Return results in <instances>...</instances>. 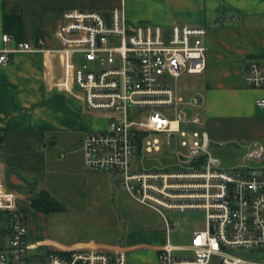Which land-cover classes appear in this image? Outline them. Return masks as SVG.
I'll list each match as a JSON object with an SVG mask.
<instances>
[{
	"label": "built area",
	"instance_id": "obj_1",
	"mask_svg": "<svg viewBox=\"0 0 264 264\" xmlns=\"http://www.w3.org/2000/svg\"><path fill=\"white\" fill-rule=\"evenodd\" d=\"M55 37L69 88L81 94L88 112L106 120L102 129L84 131V168L115 172L119 189L161 216L167 236L176 223L164 211L206 213L205 230L196 231L188 247L172 246L168 240L157 253V264H264V147H248L234 166L225 167L211 151L199 114L187 112L197 107V100H185L177 92L181 77L206 75V27L133 23L124 7L109 13L72 10L64 13ZM2 41L15 43L0 49L3 66L10 64V55L45 51L41 39L34 45L4 34ZM78 54L91 69L76 65ZM245 81L249 88L264 89V62L251 61ZM255 105L264 110V98ZM146 108L152 109L150 114L137 120ZM164 149L178 162L146 163V155ZM175 165L179 168L172 169ZM2 175L0 164V214L9 216L0 226V264H29L27 215ZM175 251L192 256L179 259ZM44 264L147 263L132 261L117 244L110 251L51 252Z\"/></svg>",
	"mask_w": 264,
	"mask_h": 264
},
{
	"label": "crops",
	"instance_id": "obj_2",
	"mask_svg": "<svg viewBox=\"0 0 264 264\" xmlns=\"http://www.w3.org/2000/svg\"><path fill=\"white\" fill-rule=\"evenodd\" d=\"M120 7H124L133 23L206 27V75L198 76L186 95L177 88L185 100H197V107L188 109V114H199L202 127L209 132L210 148L226 141L264 139V111H258L255 105L257 99L264 98V89L249 88L245 81L250 62H264V0H0V49L12 47L3 43L4 34L34 45L41 39L45 49L10 55V64H0L2 178L6 189L16 195L18 208L27 215L28 246L34 250L28 255L29 264H44L51 252L110 251L121 243L118 231L113 237L85 235L70 244L57 233L50 234L53 219L67 214L63 198L69 197V190L87 197L91 203L89 210L103 207L107 218L111 217L109 212L113 214L109 206L119 202L124 209L129 200L149 209L130 196L127 201L126 196L121 199L124 191L119 189L115 172H91L84 168L83 134L90 129L88 123L97 117L86 110L81 94L69 88L65 60L57 51L61 43L55 32L64 13H109ZM112 184L115 194L118 191L119 202L109 193ZM44 195L60 203L63 210L45 213L33 208L31 202ZM155 228L150 222L139 221L129 225V232L143 230L153 234L157 232ZM162 229L165 231V226ZM163 245L151 248L153 261L142 255L132 259L130 253L143 248H125L134 262L157 264V253Z\"/></svg>",
	"mask_w": 264,
	"mask_h": 264
},
{
	"label": "rangeland",
	"instance_id": "obj_3",
	"mask_svg": "<svg viewBox=\"0 0 264 264\" xmlns=\"http://www.w3.org/2000/svg\"><path fill=\"white\" fill-rule=\"evenodd\" d=\"M75 61L76 65L79 68H92V65L88 64L81 54L76 55ZM197 78L198 76L196 75H185L178 79L176 81V86L179 93L186 95L190 91H192L193 85L196 83L195 80H197ZM257 109L258 111H264L260 108ZM156 110H159L160 112L165 114L171 113L170 109L168 108H156ZM151 111V108L140 110V113L137 115V120L146 119ZM105 126L106 120L104 118H95L94 121L88 123L87 127L90 128L89 130H91L92 128L102 129ZM255 142H257V146L254 145ZM259 146L264 147V139L253 140L250 142L236 141L234 143L226 141V143L219 144L215 148L212 147L211 151L213 155L219 157L223 161L225 167H229L237 163V157L245 152L244 148L250 147L252 148V150H254ZM146 159L148 162L150 161L148 163L150 166L153 165V162H159V164H171L178 162V158L174 155H171L165 149L159 154H152L148 156L146 155ZM171 168L176 169L179 168V166L175 165ZM117 179L119 180L118 176ZM109 193H111L112 195L114 194V197H116L117 200L116 202H119V194L118 191L115 194L114 184L109 187ZM121 195V199L123 198L122 200H124L123 196L127 197V199L125 198L126 201L129 199V195L126 192H123ZM63 199L64 205L67 208V214L53 219V221L49 225L50 234L57 233V236H59L62 241L70 244L82 240L85 235L113 237L115 236V233L117 234L118 231L121 243H116L115 245L118 244L124 247L127 246L131 249L134 246V249H145L141 250L140 252L130 253L132 259L134 255H142L147 259L149 258L151 261H153L155 259V255L153 252H151V248L159 244H165L168 242V240L172 246L188 247L191 244L194 233L196 231L205 230L206 226V213L204 211H164L165 215L172 222L176 223V226L172 229L169 236H167V233L164 231V229H162L163 226H165L164 220L160 216L159 218L158 214L156 215V213H154L153 211L142 208L130 200L127 202V209H124L120 202L117 203V206L116 204L110 205L109 209L114 215L109 212L111 217L108 216L107 218L106 211H103V207H93V210H89L91 207V203L90 201H88V198L83 196L82 194H76L74 191L69 190V197ZM92 211L96 213L98 212V215L92 214ZM139 218L142 220H140ZM139 221H143V223H152L154 226H156L154 230H157V232L153 234H145L147 232L142 230L144 232L143 233L142 231L138 230L139 232L130 233L129 225L138 224ZM138 233L140 234L137 235ZM137 245L141 246L137 247ZM33 252L34 250L30 249V247L28 246V255ZM174 256L179 259L190 258L192 256V252L175 251ZM246 256L250 257L249 255Z\"/></svg>",
	"mask_w": 264,
	"mask_h": 264
},
{
	"label": "trees",
	"instance_id": "obj_4",
	"mask_svg": "<svg viewBox=\"0 0 264 264\" xmlns=\"http://www.w3.org/2000/svg\"><path fill=\"white\" fill-rule=\"evenodd\" d=\"M33 208L43 211L45 213L62 211L63 207L60 203L50 198L48 195H44L42 198L34 200L31 202ZM9 216L6 214H0V226L3 229V225L8 222ZM2 231V230H1ZM4 232V231H2Z\"/></svg>",
	"mask_w": 264,
	"mask_h": 264
},
{
	"label": "water",
	"instance_id": "obj_5",
	"mask_svg": "<svg viewBox=\"0 0 264 264\" xmlns=\"http://www.w3.org/2000/svg\"><path fill=\"white\" fill-rule=\"evenodd\" d=\"M12 46L14 47L15 46V43H13Z\"/></svg>",
	"mask_w": 264,
	"mask_h": 264
}]
</instances>
